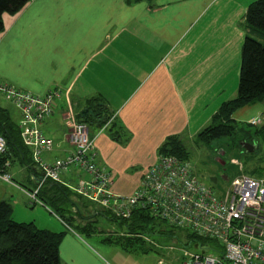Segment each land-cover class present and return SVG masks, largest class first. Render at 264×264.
<instances>
[{
  "label": "crops",
  "instance_id": "crops-1",
  "mask_svg": "<svg viewBox=\"0 0 264 264\" xmlns=\"http://www.w3.org/2000/svg\"><path fill=\"white\" fill-rule=\"evenodd\" d=\"M252 1L28 0L20 11L2 16L0 82L36 96L62 91L54 112L40 125L53 144L44 153L49 163L72 151L65 121L67 99L79 120L84 108H102L109 120L99 125L88 117L93 125L88 136L97 162L113 175V191L129 195L139 187L144 171L161 157L159 148L167 138L176 136L181 142L195 138L219 107L237 95L246 9ZM0 107L18 122L19 112L1 93ZM255 112V118L264 115V107L262 113ZM243 131L245 141L251 142V132ZM115 132L117 139L112 136ZM19 165L8 174L35 190L40 173L32 164L30 169ZM5 186L31 205L23 190L1 180L0 200L11 204ZM39 189L38 197L61 194L49 182ZM69 198L66 210L77 224L86 225L101 212L92 203L88 206L95 213L75 202L79 198ZM12 219L37 224L34 219ZM61 224L59 232L68 236L62 257L58 248L60 264L118 263L115 257L106 263ZM71 243H78L79 250Z\"/></svg>",
  "mask_w": 264,
  "mask_h": 264
},
{
  "label": "built area",
  "instance_id": "built-area-1",
  "mask_svg": "<svg viewBox=\"0 0 264 264\" xmlns=\"http://www.w3.org/2000/svg\"><path fill=\"white\" fill-rule=\"evenodd\" d=\"M61 92L53 89L36 96L0 82V93L19 112L21 141L30 150L41 178L39 186L28 192L11 179L7 172L10 163L6 161L0 168L2 182L23 190L31 205H43L38 199L39 187L49 182L68 188L119 221L142 212L181 233L190 231L201 240L185 238L179 248L182 264H264V179L242 175L230 182L223 196L197 178L188 160L163 155L144 171L139 187L131 194H116L112 189L113 175L97 162L98 153L89 139L87 123L77 119L68 99L65 121L72 151L51 163L45 159L44 153L51 151L53 144L41 133L40 125L54 112ZM262 122L263 115L249 124L259 126ZM6 150L0 135V156ZM72 171L77 176L74 184ZM194 244L197 248H193ZM159 264L165 262L159 260Z\"/></svg>",
  "mask_w": 264,
  "mask_h": 264
},
{
  "label": "trees",
  "instance_id": "trees-1",
  "mask_svg": "<svg viewBox=\"0 0 264 264\" xmlns=\"http://www.w3.org/2000/svg\"><path fill=\"white\" fill-rule=\"evenodd\" d=\"M27 2L28 0H0V33L4 29L3 14L13 15L20 11ZM245 28L247 31L242 44L237 95L224 102L206 128L197 133L196 137L201 143L211 144L229 138L236 132H242L245 135L243 128L235 124L232 117L234 112L239 108L264 102V43L255 39V35L258 33L264 35V0H256L247 7ZM96 100L100 101L99 99ZM92 108L94 110L90 109L91 111L98 110V117L87 115L86 118L92 117L93 120L97 121V118L104 115V121L97 123L105 125L109 120L108 114H103L102 108L96 105ZM117 134V132L112 134L114 139L118 138ZM251 134L257 145V138L263 139L262 142H264V116L262 125L252 131ZM0 135L5 139L7 146L6 153L0 156V168L9 159H15L30 169L31 164L33 165L30 150L21 141L18 124L13 122L9 113L2 107H0ZM159 155L186 160L187 149L184 148L179 138L176 136L169 137L159 148ZM55 187L59 188L63 196L57 194L56 191L57 193H54L55 195L53 194L54 196L50 198L53 204L61 205L62 202L70 199L71 191L68 188L59 185H55ZM39 197L41 198V196ZM42 203L44 204L43 201ZM100 213L103 214L105 211L101 209ZM119 223L124 229L126 240L129 243L134 242V240L143 243L149 241L150 245L153 246L150 237L163 235V228L176 231L142 212H134L130 219L119 221ZM183 234L188 241L201 240V237L190 231H185ZM62 235L63 233L39 229L32 222H15L12 219V205L8 201L0 200V264H60L58 248Z\"/></svg>",
  "mask_w": 264,
  "mask_h": 264
},
{
  "label": "rangeland",
  "instance_id": "rangeland-1",
  "mask_svg": "<svg viewBox=\"0 0 264 264\" xmlns=\"http://www.w3.org/2000/svg\"><path fill=\"white\" fill-rule=\"evenodd\" d=\"M255 39L264 43V35L258 33L255 35ZM263 103L257 104L256 107H252V105L235 111L232 116L235 124L247 132L254 131L260 125L253 126L249 122L253 119L252 117L255 118V111L263 112ZM2 106L11 110L7 103H3ZM87 125L89 129L93 127L91 124ZM245 139L246 137L242 132H236L229 138L218 140L211 144L201 143L197 137L185 138L182 143L184 148L187 149L186 160L190 162L192 171H194L197 178L212 187L219 195L225 196L230 182L235 178L242 175L252 179L264 177L263 139L257 138L258 145L255 146L251 153L247 152L242 146L244 142L248 141V139L247 141ZM9 161L10 166L7 171L10 170L12 172L19 169L20 165L17 160L9 159ZM11 179L23 186L24 189L33 191V186L30 183L23 185L18 180ZM74 183L75 181L73 180L72 184ZM3 190L7 194L6 198L11 201L12 218L15 217L19 221H32L34 219L38 228L46 227L49 228V231L52 230L58 233H62L59 231L62 229L61 223H63L69 232L77 236L81 242L91 248L101 258L103 257L106 263H113L112 257H115L118 261L117 264H158L159 259L165 261V264H182L179 248L185 242V238H183L184 234L179 230L173 232L169 228H163V235L150 237L153 246L150 245L149 241L143 243L142 241L134 240V242L129 243L126 240L125 231L121 227L119 220L114 219L112 214L107 212L100 213L86 225H80L71 219L70 210H66V208H69L66 202L61 205L53 204L51 199L40 195L42 199H39V197L38 199L44 202L42 207L32 206L28 201H24L25 198L19 196V192L14 188L5 186ZM70 195L71 198H79L75 199V202L84 206L91 204L90 201L84 198L76 197L72 192ZM92 205L96 207L95 204L92 203ZM67 236L62 235L60 241L59 253L61 257L63 241ZM71 244L78 247L76 250H79L78 243ZM168 247L176 248L179 251L169 250L167 249Z\"/></svg>",
  "mask_w": 264,
  "mask_h": 264
},
{
  "label": "water",
  "instance_id": "water-1",
  "mask_svg": "<svg viewBox=\"0 0 264 264\" xmlns=\"http://www.w3.org/2000/svg\"><path fill=\"white\" fill-rule=\"evenodd\" d=\"M87 115H91V116H93V117H98L99 112H98V110L91 111V110H89V109H87V108H84V110L80 113V118H81L82 120H85V121L87 122V124H89V123H88V120H87V118H86ZM101 121H104V117H103V116L100 117V118H97V122H98V123H100ZM256 145H257V142H256L255 140H252V141H251V144H249V143H247V142H244V144H243L242 146H244V149H245L247 152H250V153H251V152L254 150V148H255ZM32 168H33V169H36L37 172L40 173V170H39L38 167H36V166H32ZM225 180L228 181L227 179H225ZM88 208L91 209L93 213H95V211L92 209L91 206H88ZM88 208H87V209H88ZM193 248H197V245L194 244ZM202 253H203V251H202Z\"/></svg>",
  "mask_w": 264,
  "mask_h": 264
}]
</instances>
